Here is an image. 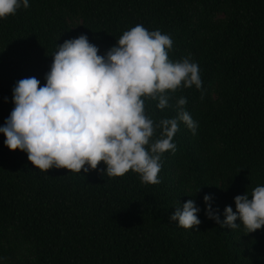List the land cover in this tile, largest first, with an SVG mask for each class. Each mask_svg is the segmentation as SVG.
I'll use <instances>...</instances> for the list:
<instances>
[{"label":"trees","instance_id":"obj_1","mask_svg":"<svg viewBox=\"0 0 264 264\" xmlns=\"http://www.w3.org/2000/svg\"><path fill=\"white\" fill-rule=\"evenodd\" d=\"M137 24L171 38L169 60L198 64L200 90L178 88L164 110L144 101L158 121L186 98L195 135L180 123L161 182L145 184L131 170L103 176L102 162L41 172L0 134V264H264V226L221 228L202 201L210 195L223 221L235 196L264 186V0H29L0 19V126L17 81L44 84L56 45L83 34L103 55ZM189 199L194 230L169 221Z\"/></svg>","mask_w":264,"mask_h":264},{"label":"clouds","instance_id":"obj_2","mask_svg":"<svg viewBox=\"0 0 264 264\" xmlns=\"http://www.w3.org/2000/svg\"><path fill=\"white\" fill-rule=\"evenodd\" d=\"M28 7L29 0H0V19ZM171 47L167 34L139 24L123 32L103 55L83 34L56 45L42 86L28 77L12 88L14 107L0 126L5 147L26 153L31 165L44 173L51 168L87 173L102 162L103 176L119 177L131 170L142 183L159 184L161 156L175 153L172 141L179 124L193 135L198 125L185 110L184 97L176 101L175 117L158 121L146 115L144 101L156 100V108L164 110L169 93L202 87L198 64L190 56L169 60ZM202 201L206 218L221 228L242 225L250 233L264 226V186L235 196V212L225 206L223 221L210 195ZM199 211L189 199L169 221L194 230Z\"/></svg>","mask_w":264,"mask_h":264}]
</instances>
